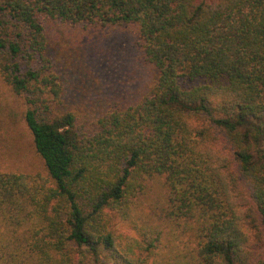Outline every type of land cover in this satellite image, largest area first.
<instances>
[{
	"label": "trees",
	"instance_id": "1",
	"mask_svg": "<svg viewBox=\"0 0 264 264\" xmlns=\"http://www.w3.org/2000/svg\"><path fill=\"white\" fill-rule=\"evenodd\" d=\"M53 20L134 24L152 86L94 127L78 125L56 109L44 27ZM0 72L25 98L47 170L0 172V216L27 225L38 263L88 264L101 249L147 264L158 237L143 233L130 254L105 217L128 215L159 174L167 215L198 225V264H264V0H0Z\"/></svg>",
	"mask_w": 264,
	"mask_h": 264
},
{
	"label": "rangeland",
	"instance_id": "2",
	"mask_svg": "<svg viewBox=\"0 0 264 264\" xmlns=\"http://www.w3.org/2000/svg\"><path fill=\"white\" fill-rule=\"evenodd\" d=\"M44 27L47 56L62 87L56 109L72 111L78 125L94 127L98 116L136 103L152 86L156 70L144 55L134 24L101 27L53 20L44 21ZM26 109L24 96L14 93L0 72V172L47 176L24 119ZM166 197L164 176L146 177L128 215L109 218L108 212L105 221L116 231L125 252H142L138 242L143 233L158 237L147 264H198V225L169 217ZM26 227L0 216V264H43L29 250ZM85 261L118 264L101 249L97 261L90 253Z\"/></svg>",
	"mask_w": 264,
	"mask_h": 264
}]
</instances>
